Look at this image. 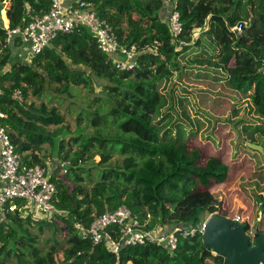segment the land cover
<instances>
[{"label": "trees", "instance_id": "1", "mask_svg": "<svg viewBox=\"0 0 264 264\" xmlns=\"http://www.w3.org/2000/svg\"><path fill=\"white\" fill-rule=\"evenodd\" d=\"M86 1L120 43L137 47L131 70L116 69L85 28L58 35L30 62L14 61L15 49H3L0 22L1 125L25 164L46 168L57 160L50 181L57 188L59 211L9 213L0 224V264H224L205 247L201 233L179 238L172 252L146 242L124 247L116 257L104 243L81 239L74 225L87 228L97 216L121 206L145 230L192 228L202 216L234 218L225 193H218L229 189L231 166L223 152L207 155L197 145L200 121L196 118L195 128L193 118L199 108L218 117L227 106L229 121L245 108L259 121H235L236 148L259 155L247 146L257 145L264 157V0ZM49 6L50 0H9L10 29L28 25ZM173 12L181 23L176 37L169 24ZM240 22L243 33L235 35L231 28ZM14 45L19 48L16 40ZM94 79L103 82L104 97L80 110L74 132L56 107L30 101L41 99L46 87L62 96L74 88L92 94L98 86ZM192 83L203 88H186ZM85 123L91 133L81 129ZM112 127L116 133L107 134ZM68 146L80 151L71 153ZM114 156L119 159L112 163ZM258 173L261 211L258 227L251 229L256 237L264 234V170ZM45 229L50 234L41 243Z\"/></svg>", "mask_w": 264, "mask_h": 264}, {"label": "built area", "instance_id": "2", "mask_svg": "<svg viewBox=\"0 0 264 264\" xmlns=\"http://www.w3.org/2000/svg\"><path fill=\"white\" fill-rule=\"evenodd\" d=\"M8 1L0 2V22L5 30L3 49H16L14 45L16 40L19 43L18 49L28 57L27 62L48 47L58 35L70 34L76 29L85 28L95 39L99 51L108 57L116 69L129 71L134 67L138 55L137 47L120 43L110 25L98 17L92 3L86 0H50L46 14L35 17L24 27L10 29L6 16ZM3 15L6 21L3 20ZM169 24L172 35L178 36L181 32V23L176 12L171 14ZM244 27L245 24L240 22L234 25L231 31L235 35H240ZM1 52L2 49L0 56ZM2 92L0 88V97ZM14 97L21 101L19 92H16ZM2 118L3 113L0 111V183L2 184L0 224L7 219L9 213L17 211L39 216L59 213L56 207L57 188L50 181L52 169L36 164L27 165L22 161L1 125ZM233 219L237 223L243 222L242 217L238 215ZM74 227L81 239L89 240L94 245L104 243L106 248L117 257L122 248L142 245L146 242L164 246L172 252L179 238L193 236L196 233L202 234L205 220L198 222L192 228L183 229L176 226L171 233L164 234L160 228L145 230L143 224L132 216L130 210L121 206L97 216L87 228L80 223H75ZM246 234L250 246H254L255 233L248 228Z\"/></svg>", "mask_w": 264, "mask_h": 264}, {"label": "rangeland", "instance_id": "3", "mask_svg": "<svg viewBox=\"0 0 264 264\" xmlns=\"http://www.w3.org/2000/svg\"><path fill=\"white\" fill-rule=\"evenodd\" d=\"M227 1L230 2L231 0ZM14 54L18 55V58L17 56L13 57L14 61L27 62L29 60L28 57L20 50H15ZM194 77L195 74L191 76V78ZM94 80L95 85L98 86L95 89V92L92 94H86L85 90H82L81 88H74L71 91L70 96H62L55 94L53 91L48 90V88L46 87L41 99L31 97L30 101H34L35 104L44 102L49 104L50 106L56 107L58 111L64 115L65 124L69 126L70 131L74 132L76 130L75 121L80 110H86L93 99L104 97L99 89V85L103 84V82L99 79ZM196 83H199V81ZM196 83H192L193 85H188L186 86V88L190 90L203 88L201 85L196 86ZM77 90L82 91L78 92ZM194 103H196V101H194ZM199 103L200 106L203 107L202 103ZM207 104L209 105L210 101H208ZM189 107L191 109L192 116H195V108L191 104L189 105ZM220 109H222L220 112H223V115L221 114V116L225 115L222 120H220V115H218V117L216 115L212 116L202 108H199V111H196L198 115L193 118L194 122L196 123L195 128H197L196 118H198L200 121V125L198 126V128L201 130H198L195 141H197V145L204 146L205 150L203 149V151L207 155L214 154V151L223 152L224 157L226 158H224V160L229 164V166H231L232 170L230 173L229 189L227 191H221L220 189L218 190V193H220L222 196L225 193L231 215H239L240 211V216L242 217V220H244L243 222L247 221L245 223L248 224L249 228L255 231V229L258 227V225L255 226V223L257 221L256 218L261 211V203L258 200L259 193H261V191L255 188V183L259 174L258 172L261 169L264 170V157L262 156L263 153H259V155H256L253 152L244 151L242 147L236 148V143L239 141L240 133L238 130L239 126L236 127L235 121L243 119L245 123L254 125L258 123L259 120L255 116L246 115V109L242 108L240 110V114H238L237 119L233 118L232 120L228 121L231 108L222 106ZM200 111L203 112V114ZM81 129L84 133L92 132L91 127H89L87 123L82 124ZM114 133H116L114 127H112L111 130L107 132V134L109 135ZM67 149L71 153L80 151L77 150L76 147L70 146H68ZM95 159L99 160V156H96ZM116 159L118 161L119 158L117 156H114L111 162L115 163ZM56 161L57 160L49 161L47 167H50L53 170L55 168V165H57L55 164ZM96 180L97 177L94 174V171H92L91 181L95 182ZM207 218V216H202L200 220L203 221ZM59 227H63V224L61 222H59ZM171 231V227L163 228L164 234L171 233ZM49 234V230L45 229L44 233L40 235V242L42 243L43 239L47 238ZM62 236L63 235L60 234L58 235L59 238H62Z\"/></svg>", "mask_w": 264, "mask_h": 264}, {"label": "water", "instance_id": "4", "mask_svg": "<svg viewBox=\"0 0 264 264\" xmlns=\"http://www.w3.org/2000/svg\"><path fill=\"white\" fill-rule=\"evenodd\" d=\"M247 146L262 153L260 146L250 143ZM246 229V223L215 215L206 220L203 243L215 255L221 256L224 264L264 263V234L257 233L254 246L251 247Z\"/></svg>", "mask_w": 264, "mask_h": 264}, {"label": "clouds", "instance_id": "5", "mask_svg": "<svg viewBox=\"0 0 264 264\" xmlns=\"http://www.w3.org/2000/svg\"><path fill=\"white\" fill-rule=\"evenodd\" d=\"M235 216H236V215H235ZM210 217H212V216H211V215L208 216V218H210ZM240 217H241V216H240ZM208 218H207V219H208ZM207 219H205V223H206V220H207ZM232 220H234V219L232 218ZM201 221H202V220H201ZM203 221H204V220H203ZM234 221H235V220H234ZM243 221H244V220H243ZM245 222H246V221H245ZM245 222H242V223H245ZM246 224H247V223H246ZM176 226H179V225L172 226V227H171V230H172L174 227H176ZM179 227L183 228L182 226H179ZM248 228H249V226H248V224H247V229H248ZM160 229H162V228H160ZM183 229H186V228H183ZM247 229H246V230H247ZM162 232H163V231H162ZM158 246H159V245H158Z\"/></svg>", "mask_w": 264, "mask_h": 264}, {"label": "crops", "instance_id": "6", "mask_svg": "<svg viewBox=\"0 0 264 264\" xmlns=\"http://www.w3.org/2000/svg\"><path fill=\"white\" fill-rule=\"evenodd\" d=\"M15 50H19L18 48H16ZM23 54H25L22 50H20ZM14 56H17V58H18V55H16V54H13V57ZM1 186H2V184L0 183V188H1Z\"/></svg>", "mask_w": 264, "mask_h": 264}]
</instances>
